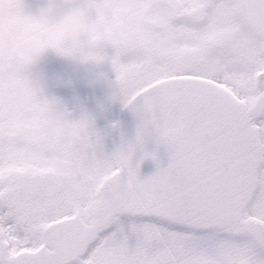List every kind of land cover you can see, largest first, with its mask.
<instances>
[{
    "label": "snow or ice",
    "instance_id": "snow-or-ice-1",
    "mask_svg": "<svg viewBox=\"0 0 264 264\" xmlns=\"http://www.w3.org/2000/svg\"><path fill=\"white\" fill-rule=\"evenodd\" d=\"M116 72L139 124L100 145L102 210L65 255L0 237V264H264V0H158Z\"/></svg>",
    "mask_w": 264,
    "mask_h": 264
},
{
    "label": "flooded vegetation",
    "instance_id": "flooded-vegetation-1",
    "mask_svg": "<svg viewBox=\"0 0 264 264\" xmlns=\"http://www.w3.org/2000/svg\"><path fill=\"white\" fill-rule=\"evenodd\" d=\"M5 3L16 10L17 32L22 39L33 41L37 35L45 34L52 27L43 20L32 24L21 22L22 17L33 7H38L33 0H0V16L3 15ZM157 5L153 0H106V2L76 0L73 3V7L86 9L91 21L102 24L113 32L110 65H105L102 70L106 82L114 81L117 84V64L125 63L143 46L147 35L156 25ZM55 27L57 30L63 29L75 35L79 31L80 24L75 20H68ZM46 62L52 65V72H47L50 77L60 75L72 83L74 76L78 81L87 83L85 88L87 101L85 100V107H79V110L86 111L92 118L93 130L87 135L59 142L52 149L45 150L42 156L30 158L32 162L21 168L19 175H22V182L26 183V187L20 185V188L24 190L22 193L26 196L31 195L32 202L28 199V203L33 204H25V207L28 209V206H31L32 212L37 211L34 214L36 219L24 221L22 230H19V226L13 222L10 226L12 235L23 243H28V246L31 241L36 240L37 245L34 248L37 250L42 247L47 248L46 241H50L51 246L56 248L59 243H63L60 238L74 235L77 237L83 231L85 233V227L89 230V225L95 218L93 192L98 182L105 176L103 174L99 176L94 185L86 181L91 177L90 168L94 164H103L100 145L102 144L105 153H110L109 128L116 113L122 107L119 100L109 98L106 84L101 86L90 84L89 81L96 74L95 70L86 72L83 69L80 73H76L66 62L53 54H46L43 63ZM107 117H110L109 120ZM105 123L107 131L101 127V124L105 126ZM71 177L81 178L82 187L75 188ZM87 194L91 195V200ZM11 208L5 207L3 215L13 213ZM49 226L54 227L51 231V239L47 240L43 232ZM50 252L56 254L54 250Z\"/></svg>",
    "mask_w": 264,
    "mask_h": 264
},
{
    "label": "clouds",
    "instance_id": "clouds-1",
    "mask_svg": "<svg viewBox=\"0 0 264 264\" xmlns=\"http://www.w3.org/2000/svg\"><path fill=\"white\" fill-rule=\"evenodd\" d=\"M76 0H33L35 5L21 22L40 20L52 27L35 40L22 39L17 32L16 10L8 3L0 16V146L20 158H36L61 141L87 135L92 118L80 109L67 107L50 88L54 80L44 66L46 54H53L73 70H95L92 86H107L109 98L120 97L114 82L104 80L103 68L110 65L113 32L89 19L86 9L73 7ZM106 2V0H105ZM79 22L73 35L56 25Z\"/></svg>",
    "mask_w": 264,
    "mask_h": 264
},
{
    "label": "rangeland",
    "instance_id": "rangeland-1",
    "mask_svg": "<svg viewBox=\"0 0 264 264\" xmlns=\"http://www.w3.org/2000/svg\"><path fill=\"white\" fill-rule=\"evenodd\" d=\"M44 66L46 72H52V65H48V63L46 62L44 63ZM83 69L84 68L82 67L79 70H74V72L80 73V71H82ZM72 79V89L70 91L63 93H56L51 91L50 92L55 97L59 98L67 107L79 110V107H85V100L87 101L85 97V88L87 83L85 84V82L78 81V79L74 76ZM117 100H119L118 102L121 104V100L119 98ZM109 118L110 117H107L108 120ZM101 127H104L105 131H107L106 123L105 126L104 124H101ZM0 154V225L1 230L6 235L7 233H13L12 227L10 226L12 224L11 222H13L16 226H19V230H22L21 228L23 227L22 224L24 223V221L36 219V216L34 214L37 213V211L32 212L31 206H28V209H26L27 207H25V204L33 205L31 203H28V199H31L32 202V198L31 195L26 196L24 193H22V191L24 190L20 188V185L26 187V183L22 182V175H19V173H21V168L26 167V165L30 164L32 161L29 160L30 158L17 157L2 146H0ZM76 162L77 161H75V163ZM87 162L89 163V159L87 160ZM91 164L92 163H90V166ZM90 169L91 177H89V180L86 182L91 183V185H94V183L98 181L99 176L103 174V164H94ZM72 180L75 188H78L80 186L82 187L81 178L71 177V181ZM87 195L90 196L91 200V195ZM5 207H13V209L11 208L13 210V213L9 212V214L4 216L3 209ZM36 245L37 241L33 240L30 242L29 248H33Z\"/></svg>",
    "mask_w": 264,
    "mask_h": 264
},
{
    "label": "water",
    "instance_id": "water-1",
    "mask_svg": "<svg viewBox=\"0 0 264 264\" xmlns=\"http://www.w3.org/2000/svg\"><path fill=\"white\" fill-rule=\"evenodd\" d=\"M155 4H158V0H153ZM54 83L53 86L50 88V91H57V92H64L66 90H69L71 88L70 83L60 75H54L52 76ZM139 124V119L135 113V111L129 107V108H122L117 117L115 122L112 124L111 129H110V149L111 152L120 146L121 144H126L128 142L134 141L136 134H137V127ZM157 151V155L159 157L160 163L162 165H166L168 163V157H167V151L165 147L161 144L157 147L156 143L149 140L145 144V151ZM141 156L140 151L137 152L136 156L134 157L135 160H139ZM0 161H1V156H0ZM156 170V164L151 161L150 159L144 160L141 164V169H140V176L141 178H146L147 176L151 175L153 172ZM107 177L101 180L99 185L94 191V197H95V202H94V217L102 210L103 208V202L101 198V192L104 186V183L106 181ZM75 226V224H74ZM54 226H49L45 231L43 232L44 237L47 240L51 239V231ZM89 231L85 227V233ZM84 234V231L81 233V235L77 236H68V237H62L59 240H63V243L60 244L55 248L51 246L50 241H46V247L39 248L37 250L36 255H43V256H61L65 255L71 247L80 241L82 239V236ZM0 237H2L0 233ZM67 242L68 244H66ZM51 251L54 250L56 254H52Z\"/></svg>",
    "mask_w": 264,
    "mask_h": 264
},
{
    "label": "bare ground",
    "instance_id": "bare-ground-1",
    "mask_svg": "<svg viewBox=\"0 0 264 264\" xmlns=\"http://www.w3.org/2000/svg\"><path fill=\"white\" fill-rule=\"evenodd\" d=\"M14 237L15 236H13V235H11V234H9V233H7L6 235H5V239H8L11 243H19V242H21L20 240H17V239H14ZM21 247H22V250H23V248L25 247L23 244H21ZM27 247H29L28 245H27Z\"/></svg>",
    "mask_w": 264,
    "mask_h": 264
}]
</instances>
